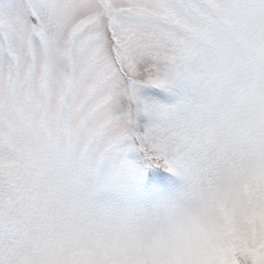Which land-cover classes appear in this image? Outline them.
<instances>
[{"label":"snow or ice","instance_id":"6c2138e0","mask_svg":"<svg viewBox=\"0 0 264 264\" xmlns=\"http://www.w3.org/2000/svg\"><path fill=\"white\" fill-rule=\"evenodd\" d=\"M0 264H264V0H0Z\"/></svg>","mask_w":264,"mask_h":264}]
</instances>
